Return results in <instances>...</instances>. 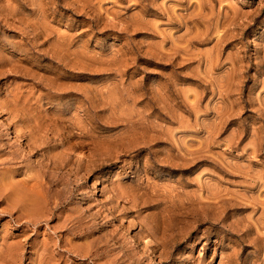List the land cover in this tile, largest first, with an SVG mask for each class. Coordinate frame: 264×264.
Listing matches in <instances>:
<instances>
[{"label":"rangeland","instance_id":"rangeland-1","mask_svg":"<svg viewBox=\"0 0 264 264\" xmlns=\"http://www.w3.org/2000/svg\"><path fill=\"white\" fill-rule=\"evenodd\" d=\"M0 264H264V0H0Z\"/></svg>","mask_w":264,"mask_h":264},{"label":"bare ground","instance_id":"bare-ground-1","mask_svg":"<svg viewBox=\"0 0 264 264\" xmlns=\"http://www.w3.org/2000/svg\"><path fill=\"white\" fill-rule=\"evenodd\" d=\"M34 147V146H33ZM41 153V152H40ZM196 204V203H195ZM202 204V203H201ZM197 206V205H196ZM196 206H194V207H196ZM198 209V208H197Z\"/></svg>","mask_w":264,"mask_h":264}]
</instances>
